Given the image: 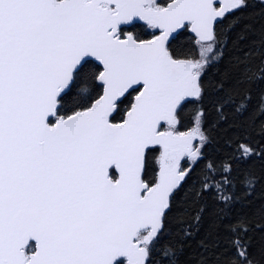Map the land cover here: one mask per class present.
Listing matches in <instances>:
<instances>
[{"label": "snow or ice", "instance_id": "snow-or-ice-1", "mask_svg": "<svg viewBox=\"0 0 264 264\" xmlns=\"http://www.w3.org/2000/svg\"><path fill=\"white\" fill-rule=\"evenodd\" d=\"M0 264H264V0H0Z\"/></svg>", "mask_w": 264, "mask_h": 264}]
</instances>
